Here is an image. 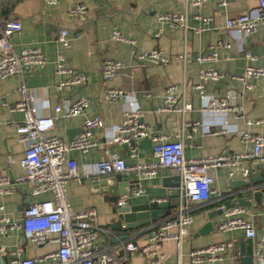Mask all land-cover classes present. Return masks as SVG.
Returning a JSON list of instances; mask_svg holds the SVG:
<instances>
[{
    "label": "crops",
    "instance_id": "1",
    "mask_svg": "<svg viewBox=\"0 0 264 264\" xmlns=\"http://www.w3.org/2000/svg\"><path fill=\"white\" fill-rule=\"evenodd\" d=\"M223 1L225 5H221ZM76 3L87 5L85 23L68 15L69 8ZM257 5V0H208L199 6L187 0H59L54 5L43 0H0V26L10 18L22 23L21 31L12 37L15 50L37 47L47 57L43 66L23 77L12 75L0 78V173L10 177L14 189L12 193L0 194V207H4V213L12 221L20 223L30 204L53 198L51 192L31 195L32 186L25 180L26 170L20 165L25 148L17 139L16 126L23 121L24 113L11 109V106L20 100L19 89L23 83L36 92L40 114L55 116L50 134L66 141L72 140L82 131L88 116L99 115L103 119L102 126L93 131L96 145L87 153L80 150L69 153L81 175H84L85 167L105 159L108 153L123 158L128 165L154 161L151 135L140 140L135 157L130 156L125 144L113 142L116 126L122 122L124 112L132 108L143 110L141 120L150 134L181 139L186 159L204 158L221 152L249 155L253 145L245 142L242 134L264 135V76L251 80L252 89L230 76L242 74L248 64L264 66V26L259 25L253 33H245L228 27L227 20L243 13H254ZM167 13L186 16V24L176 25L160 19L162 14ZM203 17L210 20L206 22ZM115 28L136 41V53L159 48L170 58V62L161 65L137 61L128 41L112 37ZM61 30H68L70 45L67 47L60 42ZM214 51L217 58L213 61L199 62L196 59L201 53ZM245 51H249L255 59L249 60ZM185 52L190 57L188 61L177 57ZM106 59L119 60L124 65L110 79L103 75ZM59 60H63L67 67L84 72L87 82L81 86L54 90L53 85L66 77L55 73L54 66ZM203 68L217 69L225 77L219 81L204 82L205 93L200 94L194 86L202 82L200 71ZM172 86H177L175 95L178 105L187 102L192 105L191 109L180 112L163 108ZM108 88H122L129 94L110 102L105 97ZM81 96L89 99L83 113L64 117L62 113L55 112L56 105L73 102ZM228 96H233L229 101L232 106L241 107V112L205 109L208 100ZM192 122H198L196 128L187 125ZM212 130H219V133L214 134ZM240 166L250 170L248 176L243 175L240 167L235 168L233 175H229L226 167L211 171L214 179L212 187L216 193L205 202L193 204L194 222L180 248L170 240L156 249L157 254L164 255V264H190L192 249L217 243H230L231 246L224 252L222 260L213 264H246L243 262L248 251L245 231L241 228L231 231L219 229L224 219L222 206L249 194L244 191L245 186L234 188V183L247 180L253 185L260 173L256 161L250 156L243 159ZM129 175L131 188L136 185L145 188L144 193L133 195L134 204L168 209L163 219L176 214L180 200L174 187L179 175L177 171L163 167L150 177L136 172H129ZM94 176H82L81 180L71 179L67 183L68 199L73 210L96 209L99 225L112 231L111 236L101 233L99 237V243L110 252H121L117 248L119 242H113L112 238L122 234L127 236L125 241L146 245L153 232L151 227L156 223L133 230L125 227L113 229L119 221L113 210L115 203L92 185ZM153 198H167V201L153 205ZM244 207V216L252 220L256 227L253 241L264 257V246L258 244L264 240V207L253 202ZM208 224L211 226L206 229ZM1 243L9 250L21 247L23 255L31 257L43 256L57 248L55 242L38 245L27 240L20 227L4 237ZM149 257V254L133 252L122 260V264H151ZM255 264H264V260Z\"/></svg>",
    "mask_w": 264,
    "mask_h": 264
},
{
    "label": "built area",
    "instance_id": "2",
    "mask_svg": "<svg viewBox=\"0 0 264 264\" xmlns=\"http://www.w3.org/2000/svg\"><path fill=\"white\" fill-rule=\"evenodd\" d=\"M47 4H57L59 0H43ZM195 6H199L208 0H187ZM258 5L254 13L248 12L231 17L227 20L228 27H235L245 33H253L259 25L264 26V0H257ZM226 2H221L225 5ZM87 5L76 3L68 10L70 17L76 18L82 23L87 21ZM160 19L176 25H185L187 17L176 13L162 14ZM208 22L209 17H203ZM22 23L20 20L10 18L0 26V78L12 75L23 77L26 73L43 66L47 57L37 47L24 48L16 51L12 43V37L20 32ZM112 37L128 41L136 59L139 62L166 65L170 58L165 56L161 49L154 48L149 51L136 53V41L125 37L118 29H114ZM60 42L63 46H69L68 30L60 31ZM249 60H254L249 51H245ZM179 59L188 61L187 52L177 56ZM217 53H201L197 56L199 62L213 61ZM123 63L115 59H106L103 63V75L106 79L113 78L123 68ZM54 70L56 74H64L66 77L53 85L54 90H62L65 87L81 86L87 82V76L82 71L67 67L63 60H59ZM202 82L194 87L200 94L205 93L204 82L219 81L225 77L223 72L214 68H203L200 71ZM264 76V66L248 64L240 75H231V79L244 82L248 89L253 88L252 79ZM177 86L168 90L165 98V110L184 112L191 109L190 103L178 105V97L175 95ZM21 98L11 106V109L20 110L24 113V119L16 126V135L19 142L24 146V156L20 165L26 170L25 180L31 184V195H39L45 192L53 194L52 199L35 202L29 205L23 214L22 221L15 222L4 213L1 206L0 214V252L10 256V264H122L131 253L139 252L142 255L149 254L148 262L151 264H164V255L157 254L156 249L164 242L173 240L180 248L183 240L189 235L194 222L193 204L202 203L211 198L216 190L212 187L213 169L226 167L229 175H233L235 168H241L243 175L248 176L250 170L240 166L246 157L253 158L256 163H264V135L244 132L242 139L253 145V151L247 154H231L221 152L217 155L198 159H186L184 156V144L181 139H170L168 136L150 134L142 122L143 110L132 108L126 110L123 119L116 126L113 139L115 143H122L128 147L131 157L137 156L140 140L150 136L154 141V161L128 165L126 161L108 153L105 159L97 161L84 168V175L77 169V163L69 157L72 150H80L87 153L96 145L93 131L100 128L103 119L99 115L88 116L84 121L82 131L72 140H64L59 136L50 134L54 127L55 116L53 114H40L36 104V92L28 89L23 83L19 89ZM129 94L122 88H108L105 97L110 102H116ZM233 96L221 99H211L205 106L208 111L241 112V107L232 106L229 101ZM89 105V99L81 96L73 102L56 105V113H62L64 117H72L83 113ZM259 122H263L260 120ZM198 122L187 125L196 128ZM218 134L219 130H212ZM163 167L173 168L180 175V200L176 214L164 218L154 224L153 232L149 236L148 243L139 246L134 241H119L120 253L110 252L107 247L99 243L101 233L112 235V231L98 223L97 211L94 207L75 211L71 207L67 194V183L71 179L81 180L82 176L107 175L116 172H136L143 176H153L158 169ZM14 191L9 176L0 173V194H9ZM133 195L142 194L145 188L136 185L132 188ZM124 199L119 200L122 204ZM167 201V198H153L151 203L159 205ZM224 219L219 224V229L231 231L241 228L248 238L256 237V227L252 220L244 214L246 208L242 205L233 207L222 206ZM21 228L25 238L38 245L55 242L57 248L40 257L23 255V249L18 247L13 250L6 248L1 242L12 231ZM264 246V240L258 242ZM231 246L230 243H217L203 248H195L190 252V264H213L222 260L224 252ZM264 260V257L256 250L255 261L252 264Z\"/></svg>",
    "mask_w": 264,
    "mask_h": 264
},
{
    "label": "water",
    "instance_id": "3",
    "mask_svg": "<svg viewBox=\"0 0 264 264\" xmlns=\"http://www.w3.org/2000/svg\"><path fill=\"white\" fill-rule=\"evenodd\" d=\"M257 167L260 169V173L254 180L253 185L250 181H243L242 183H234V188L238 186H245V192H249L248 195L242 196L231 204H225V207H233L235 205L250 206L252 202L258 206L264 207V163H258ZM180 175L177 176V183L175 184L176 192L180 194ZM241 184V185H238ZM92 185L99 188L107 199H111L114 203V212L117 213L119 221L113 226V229L120 230L122 227L130 230L145 227L152 222L157 223L163 219L168 209L153 208L149 204H134L133 192L130 187V175L129 172L111 173L107 175L94 176ZM120 197H124L122 204H118ZM29 207V206H28ZM223 211V210H222ZM211 224H208L206 229ZM126 235L122 234L117 237H113V242L125 240ZM248 246L247 256L243 259L246 264H252L255 261V251L258 246L255 245L252 238L246 240ZM10 256L6 253L0 252V264H10Z\"/></svg>",
    "mask_w": 264,
    "mask_h": 264
}]
</instances>
